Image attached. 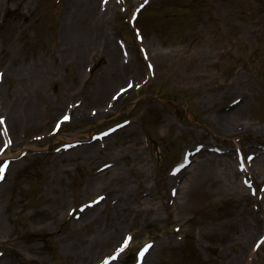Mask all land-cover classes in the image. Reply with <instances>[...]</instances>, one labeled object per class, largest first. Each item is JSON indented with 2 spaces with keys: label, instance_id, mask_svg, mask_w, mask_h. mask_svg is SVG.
Returning <instances> with one entry per match:
<instances>
[{
  "label": "rangeland",
  "instance_id": "1",
  "mask_svg": "<svg viewBox=\"0 0 264 264\" xmlns=\"http://www.w3.org/2000/svg\"><path fill=\"white\" fill-rule=\"evenodd\" d=\"M94 1L92 9L88 0H0V159L25 153L0 184V264H94L124 233L133 242L116 264H132L145 240L154 245L143 264H264V243L251 251L264 198L238 187L234 157L237 145L247 153L264 142L257 131L264 127V0H150L137 27L126 17L140 0H112L105 10ZM77 32L84 42L74 40ZM126 82L134 86L113 104ZM99 88L107 89L102 100ZM27 96L37 118L23 115ZM235 99V117L221 119ZM75 102L86 115L53 134ZM122 119L129 124L102 143L54 151ZM199 142L225 148L231 171L210 159L218 184L193 188L202 200L193 211L181 208L180 194L169 214L176 180L168 170ZM261 157L250 168L256 185L264 183ZM205 159L193 161L178 188ZM103 163L118 168L115 181L97 171ZM103 193L104 204L73 219L72 211ZM149 197L153 211L137 205Z\"/></svg>",
  "mask_w": 264,
  "mask_h": 264
},
{
  "label": "bare ground",
  "instance_id": "2",
  "mask_svg": "<svg viewBox=\"0 0 264 264\" xmlns=\"http://www.w3.org/2000/svg\"><path fill=\"white\" fill-rule=\"evenodd\" d=\"M88 3L89 5L91 6V8H95L94 6V3L95 1L94 0H88ZM97 11V15H102V13L98 10ZM74 40H76L77 43L83 41L86 39V35H82L81 33H76V36L73 37ZM108 52L109 54H114L115 55V51H111L108 49ZM41 65V64H40ZM99 90V94L98 96L96 97L97 100H102L103 99V96H104V92L107 90L106 88L104 89H98ZM122 96H118V100L117 102L120 100ZM247 97L243 100V103L244 101H246ZM64 105V103H62ZM22 108H23V115H25L27 113L28 117H31V118H37V113H36V103H34V101L31 99V97L27 96L25 98V101L24 103H22ZM238 109V107H237ZM236 108H233L231 111L227 112V113H222V114H219V117L221 119H224V120H228V118L230 119L231 117H235L234 115V111L237 110ZM9 114L11 116V121L13 122L14 120L18 119L17 117L20 115V114H17L16 112L14 111H9ZM86 115V110L84 108H75L72 110V118H77V117H82ZM89 115V114H88ZM90 116V115H89ZM258 132H263L264 131V127L263 126H260V128L257 129ZM112 135V134H110ZM110 135L106 136L103 138L106 139L107 137H109ZM91 147L94 146V144H91L90 145ZM90 154H88L89 156ZM206 155V159L205 161H198L195 165V170L191 176V179H188V181L184 182L182 184V186H180L179 190L177 191V194L175 196L176 199H179L180 198V194H183V200L181 201L182 202V205H181V208L185 211H193L195 209H198L199 208V205H195L197 202H198V199L195 200L196 196H194L197 191L193 192L194 189L193 188H197L198 184L200 185H203V183H206V185H216L218 184V178L217 176L215 175L214 173V176H212L210 174V172L208 171L207 168H211L209 166V160L210 159H214L215 160V163L217 164L216 168H218L217 170H226L227 172L231 171V163L230 161H228L226 158L224 159L222 156L220 157H216V156H213V155H210V154H207L205 153ZM264 159V156L261 157L260 160ZM261 165H264V163H262ZM248 167V166H247ZM105 169V168H104ZM103 170V169H102ZM101 170V174H106V173H109V180L111 181H115L118 176H119V171H118V168L116 166L114 167H111V168H106L105 170L102 171ZM211 170V169H210ZM212 171V170H211ZM233 173V172H232ZM234 174V173H233ZM171 178V177H170ZM168 178V179H170ZM220 179V178H219ZM138 189L140 190H145L146 189V186L140 182L137 186ZM242 188V187H241ZM147 190V189H146ZM243 190V189H242ZM206 192V190H205ZM212 194V193H211ZM210 195V194H209ZM182 197V195H181ZM137 205L142 207L141 205H143V210L145 211H153L157 208L156 205H152V201H151V198H146V201H140V198L137 199ZM178 202V201H177ZM200 203H197V204H201L202 203V200L199 201ZM169 203H166V205L168 206ZM205 206L208 205V203H205L203 204ZM169 206H171L169 204ZM139 207V208H140ZM135 212H138L139 209H133ZM170 212V211H169ZM97 219V218H96ZM78 227H79V224H75V230L77 231L78 230ZM119 259V258H118ZM117 259V260H118ZM112 263H115V262H111L110 264Z\"/></svg>",
  "mask_w": 264,
  "mask_h": 264
},
{
  "label": "snow or ice",
  "instance_id": "3",
  "mask_svg": "<svg viewBox=\"0 0 264 264\" xmlns=\"http://www.w3.org/2000/svg\"><path fill=\"white\" fill-rule=\"evenodd\" d=\"M145 3H147V0H145ZM131 86H132V85L130 84L129 87H131ZM64 119L67 120L68 117L65 116ZM2 123H3V119L0 118V124H2ZM57 127H59V125H57ZM249 159H251V157H249ZM4 171H5V168H4L3 166H0V179L3 178ZM127 243H128V239L126 238V239H125V244H127ZM149 247H150V245H146V246L144 247V249L142 250L141 255H143V253L146 252V251L148 250ZM121 250H122V249H121Z\"/></svg>",
  "mask_w": 264,
  "mask_h": 264
}]
</instances>
